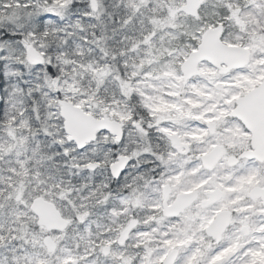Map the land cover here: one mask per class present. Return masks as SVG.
<instances>
[{"label":"snow or ice","instance_id":"snow-or-ice-1","mask_svg":"<svg viewBox=\"0 0 264 264\" xmlns=\"http://www.w3.org/2000/svg\"><path fill=\"white\" fill-rule=\"evenodd\" d=\"M181 2L187 5L188 0H177L172 6L178 9L177 17L184 14V9L180 8ZM84 3L86 10L82 15L93 18L90 13L98 14V0H85ZM34 6L27 3L24 5L26 9ZM137 7L136 4L132 5L133 10ZM69 8H77L75 0H46L39 18L63 19ZM224 9L227 15H232L230 6L225 5ZM261 17H264V0H251L247 10V24L252 19L259 23ZM246 35L251 51L242 70L255 75L260 68L253 63L254 53L264 50V28ZM15 38L16 34L13 33L7 41L0 42V83L11 79L10 73H19V69L26 66L24 60L30 61L33 68L44 64L41 60L44 56L43 43L37 32H27V38L22 37L14 45L21 49L24 60L14 50L3 46L13 44ZM44 39H47V34ZM48 67L51 68L50 63ZM93 71L103 72V69L94 68ZM29 75L33 79L26 80L24 87L30 96H35L33 89L40 88L39 73L33 75L30 71ZM52 75L54 77L55 73ZM231 75V72L222 74L216 79L225 80ZM46 87H58L56 79L53 78ZM20 90L23 91V88ZM210 91L208 97H197L203 102L191 111L154 115L156 126L168 141L169 150L160 155L161 171L159 178L151 182L153 187L145 190L128 186L118 193L113 192L122 206L149 205L145 208L148 213L147 223L133 229L138 234L132 237L136 241L133 247L127 241L131 225L129 228L120 227L114 232L97 230L87 236V243H83V233L79 238L66 235L61 238L59 230L49 232L39 227V231L24 232L22 238L27 239V244L15 256L13 264H261L256 257H264V219L260 218L264 216V167L247 168L235 159L237 148L243 145L235 136L239 131L237 124L244 127L240 122L243 120L249 127H253L246 117V98L241 100L237 108L235 104L226 102L235 89L225 90L214 85ZM52 102L50 99L49 103ZM258 102L264 105V94ZM31 103L33 107L30 111L36 113L38 105L34 101ZM59 103L63 104V101ZM145 103L153 111L154 100L148 99ZM67 107L65 105L63 108V123L69 135L66 125ZM75 107L79 109L80 105ZM18 114L21 117L19 120L16 115L8 117L6 107L0 105V125L7 122L13 128L30 130L31 121L23 119L22 108L18 109ZM125 118L120 114L121 120ZM189 121L198 127L192 128ZM107 126L112 127L111 124ZM118 127L112 130L117 131ZM41 135L44 138L50 136L46 125L45 131L35 136V139L38 140ZM6 139L8 142L4 150L11 148L9 155L23 147V135L17 138L13 133ZM72 139L85 143L79 136H73ZM31 142L35 146V140ZM193 142L198 145L195 152ZM246 155L264 160V149L256 148ZM249 180L254 183L249 184ZM234 188H240V194L245 198L237 200L238 193L233 191ZM22 192L23 187L19 181L0 184V203L5 213L13 202L19 204L23 199ZM186 192L191 194L187 195ZM111 207V204L105 205L106 209ZM90 215L85 212L79 216L82 227H90ZM14 222L19 223L18 220ZM3 230L0 229V232ZM8 230L12 231L11 228ZM53 235L57 237L54 245L49 239ZM3 239L0 235V240ZM62 239L73 242L62 244Z\"/></svg>","mask_w":264,"mask_h":264},{"label":"clouds","instance_id":"clouds-1","mask_svg":"<svg viewBox=\"0 0 264 264\" xmlns=\"http://www.w3.org/2000/svg\"><path fill=\"white\" fill-rule=\"evenodd\" d=\"M5 2L13 3L14 0ZM45 2L36 0L31 10V21L25 29V32L38 33L43 43L45 63L39 68L31 67L33 75L39 73L40 88L33 89L36 95L27 96L24 103L28 108V120L31 121L29 134L33 137L40 135L46 125L50 136L43 137L45 148L54 163L65 161L67 165H61L54 171L56 191L53 194L62 198L60 203L66 209L65 215L72 222L68 226L71 232L72 225L80 222L79 216L88 212L83 207L84 202L92 204L100 186L115 193L128 186L145 190L153 187L151 182L159 178L161 171L160 155L169 149L167 139L156 126V117L145 103L152 92L151 85L145 87L139 79L133 83L130 69L125 67L127 59L104 39L102 31L86 40L91 30L88 17L82 15L86 3L77 6L81 11L73 21V33L76 35L67 43L63 34L66 24L64 18L40 20ZM74 10L69 8L66 14L71 16ZM89 15L94 16L96 13ZM45 34L47 39H44ZM17 50L22 55L18 46ZM254 58L255 61H264V50L255 52ZM49 63L51 68L48 67ZM257 67L261 70L259 64ZM94 68L103 69V72L93 71ZM53 78L58 87H46ZM50 99L52 103H49ZM32 101L38 105L36 113L30 111ZM59 101H63V104ZM65 105H80L82 111L90 113L93 119L101 123L92 139L81 144L68 138L63 123ZM120 114L126 118L121 120ZM108 124L112 127H108ZM191 124L196 125L192 121ZM117 125L118 130L113 131L112 128ZM191 127L196 128L198 125ZM197 146L193 142L194 152ZM255 150V146L248 141L237 148L235 159L247 168L264 167V160L246 155ZM117 164H123L119 171L114 167ZM113 206L119 208L120 205L114 201ZM146 207L149 205H125V214L121 219L129 225L138 221L145 224L148 213L141 216L139 212ZM106 211L108 218L114 220L117 214L111 209ZM133 213H137L135 218ZM31 226L33 230L39 231L35 221L31 222Z\"/></svg>","mask_w":264,"mask_h":264},{"label":"trees","instance_id":"trees-1","mask_svg":"<svg viewBox=\"0 0 264 264\" xmlns=\"http://www.w3.org/2000/svg\"><path fill=\"white\" fill-rule=\"evenodd\" d=\"M251 0H212V3L209 4L211 8V12L218 13L217 18L208 21H215L214 23L219 24L222 23L224 25V32L226 35H223V40H226L232 44H242L244 42L246 33L248 31L247 24V10ZM136 4L135 0H102V5L104 7V11L101 15L97 14L93 16V18H88L91 30L90 35L86 36V40L91 38V35H99L101 31L103 32L104 39L114 48H117L120 52V55L125 58L128 55L129 49L135 46V44L140 43L143 39L153 34V32H159V42L164 45L171 47L173 49H183L187 51H191L193 46L196 47L198 42L193 36V26L195 22L204 23L205 27L208 25L206 21L202 17L193 18L190 16L180 15L177 17V13L174 14L173 17L166 15L164 12V8H161L160 15L167 18V21L162 24L153 25L152 19H148V21H142V17L139 12L140 9L136 8L132 9V5ZM1 5V3H0ZM230 6L232 11V15L229 16L225 13L224 6ZM205 8V6H204ZM215 10V11H213ZM10 12L4 17L0 15V30L2 34L0 35V42L7 41L13 33L7 31V28L4 27L3 22H7L9 20L12 23L14 29L25 32L26 27L31 21V10L25 7H17L13 8V13L11 9ZM76 13V14H75ZM240 13V15H237ZM77 12H73L71 16L65 15L64 19H68L73 23ZM216 17V15H215ZM252 21V20H251ZM247 24V27L245 25ZM22 33V32H21ZM72 35L69 36L68 34ZM19 34V33H18ZM18 34H16L17 39ZM67 39V41H71L73 37H75V33H73V28L70 31L64 30L63 33ZM78 39V37H76ZM3 46L7 47V44ZM23 56H21V60H23ZM161 62L165 60V57H160ZM45 63V62H44ZM137 65L140 71L147 70L151 66V62L149 61H138L134 62ZM13 79H18L22 81L23 78L20 76L13 77ZM11 79H6L4 82L0 83V105L6 107V115L10 117L12 114H16L17 119L20 118L17 112V104L14 105V102L21 103L24 108V119L28 120V108L25 105L24 101L28 94L27 90H24L23 95L21 93H13V81ZM18 95V96H17ZM29 129H20L13 128L12 125L7 124L5 122L3 125H0V142L7 144L6 137L15 134V137L19 138L21 135L24 137L23 147L18 152H11V148L5 150V152H1L0 156V184H12L19 181L23 187V200H20L19 204L13 202V204L8 209V212L5 213L3 209V204L0 203V229L2 219L10 218L13 210L22 205L25 209L26 219L22 222L14 224L12 227L14 231L23 235L26 228L32 229L31 222L35 221L33 214L29 211L28 208V199L37 195H43L48 197L47 193L56 191L55 183L53 180V174L55 169L59 168L61 165L67 166L65 161H59L58 163H54L51 154L48 149L45 148L43 144V136L37 140L35 137L29 134ZM32 140H35V146L32 144ZM72 163H75L73 161ZM40 174V178L38 180L33 179L32 176L34 173ZM22 178V179H21ZM87 183V182H85ZM113 192H109L100 186V189L95 192V200H92V204H88V209L90 218L97 219L96 223L93 227L87 228L85 226L82 227V224H78L79 228L74 229L73 232L76 235V238L83 233L85 236V240L83 243H87V236L90 233H95L97 230H101L98 226L101 223H106L108 220L107 211L105 208L106 204H111L113 206L112 200ZM57 197V204L65 210L63 205L60 203L61 197ZM107 198V199H106ZM89 199H92L89 197ZM116 202V201H115ZM117 203V202H116ZM27 205V207H26ZM111 207V208H112ZM31 218V219H29ZM27 220L28 222H25ZM24 222L26 225H24ZM5 235V239L8 237L6 232H0ZM23 237V236H22ZM5 242H0V257L6 258L8 261L13 264V260L17 254L23 251V248L26 246L27 242L24 241L22 243V250H17L15 253L11 254V249L13 247L3 246ZM83 254V253H82Z\"/></svg>","mask_w":264,"mask_h":264},{"label":"rangeland","instance_id":"rangeland-1","mask_svg":"<svg viewBox=\"0 0 264 264\" xmlns=\"http://www.w3.org/2000/svg\"><path fill=\"white\" fill-rule=\"evenodd\" d=\"M138 9L141 10L139 12L140 16L142 17V21H148V19H152L153 25L159 24L162 25L167 21V18L160 15L162 12L166 15L167 13L169 16L173 17L175 13H177V9H174L172 6L177 3V0H135ZM85 2V0H75V3L77 6L82 5ZM0 15H3L4 17L10 12L11 9L12 13L13 8L17 7H24V5L27 4H35L36 0H14L13 3H6L5 0H0ZM98 3L100 5V8L98 10V14L101 15L104 11V7L102 5V0H98ZM212 3V0H202V6L200 10V17L203 15V19L208 24L206 27H211L217 25L214 23L215 21H208L213 20L214 18H217L218 13L211 12V8L209 7V4ZM183 3H180V6H182ZM205 6V8H204ZM161 8H164V11ZM29 10H32V8H28ZM77 12V15L80 13L81 9L79 7L75 8L74 10ZM215 11V10H213ZM76 14V13H75ZM76 15V17H77ZM97 15V14H96ZM216 15V17H215ZM95 16V15H94ZM75 17V19H76ZM65 18V17H64ZM94 19V18H93ZM66 20L65 29L67 31H70L73 28V23L70 22L68 19ZM74 21V20H73ZM4 27L7 28V31L10 33L18 34L19 37H17L16 40L13 41V44H7V47L14 50L15 53L20 56V52L17 50V48L14 47L15 43L23 38H27V34L23 33V31H19L17 29H14L12 25L9 23L3 22ZM206 25V24H205ZM204 23L195 22L194 23V30H193V36L197 40V42L200 41L201 34L204 28H206ZM1 27V26H0ZM258 28H264V17L260 18L259 23L255 19H252L251 23L248 24V32H255ZM22 32V33H21ZM2 34L0 30V35ZM160 33L153 32V34H150L149 37L143 39L140 43L135 44L134 47L129 49L128 55L125 56L127 59V64L125 67H128L130 69V75L134 77L133 83H135L136 79H139L141 84H143L145 87H148L151 85L152 92L148 95V99L154 100V108H153V115L155 114H168L175 111H191L192 109H195L199 107L202 104V100L198 99L197 97H208L211 95V88L215 85L218 88H223L225 90H231L235 89L232 96L228 97V100L226 102L233 103L236 105V100L239 96L245 94L250 89L254 88L256 85H258L263 79H264V61H253L255 65L259 64L261 67V70L256 72L255 75H249L247 71H244L242 69L238 71H230L232 73L231 76H229L225 80H218L216 77L222 75L217 68L212 66L208 62H203L200 64V75L197 77H194L191 80H188L186 83H184L183 74L180 70V64L183 62V60L187 57L188 53L190 51H187L185 49H173L171 47H168L164 45L163 43L159 42ZM226 41V40H225ZM247 35L245 36L244 42L241 44L243 46H246L250 49L249 45L247 44ZM227 42V41H226ZM229 43V42H227ZM193 49L195 47L193 46ZM192 49V50H193ZM251 51V49H250ZM160 57H165V60L161 62ZM24 60V58H23ZM138 61H149L151 62V66L144 71H140L137 65L134 64V62ZM25 67H21L19 69V73H22L23 75H20L19 73H10L9 75L16 77L20 76V78H23L22 81L18 79H13V93H23L24 90H27V88L24 87L26 80L33 79L32 76L29 75L30 69L32 67V64H30L27 60H24ZM229 72V73H230ZM23 88V91L20 89ZM18 96V95H17ZM1 97V94H0ZM233 97L235 99H233ZM17 104V109L23 108V105L18 102H14V105ZM25 114V112H24ZM19 115V114H18ZM21 119V117L19 118ZM18 119V120H19ZM24 119V116H23ZM190 125L195 127L196 125H192L191 121H189ZM237 128L239 129L238 132L235 133L236 139L242 144H246L248 141H250V132L245 131V127H240V124H237ZM5 145L4 143L0 142V156L1 152H5ZM40 174L34 173L32 178L38 180L40 178ZM249 184L254 183V181L249 180ZM234 192L238 193L237 200L244 199L245 197L240 194L241 189L240 188H234ZM48 197L54 201H57V197L52 192L47 193ZM28 202H30L31 198H27ZM23 200V199H22ZM112 200L119 203V208L112 207L111 211L116 213L115 219H109L108 218V212L106 219L108 220L106 223H101L98 226L101 228V232H114L116 229L120 227H125L128 222L123 221L121 218L124 216V206H122L117 198V196L112 194ZM83 207H88V203L84 202ZM63 214L65 215L66 209L63 210ZM25 209L22 207V205L17 206L12 214L10 215V218L8 219H2L1 222V229H4L2 232L7 233V238L5 239V235L0 233L4 237L3 240H0V242H5L3 246L13 247L11 249V254L15 253L17 250H22V243L24 241L27 242L26 238L23 235L17 234L14 229L13 225L16 224L14 221H24L26 219V213ZM89 212V211H88ZM146 210L139 212V215L143 216L145 215ZM137 213H133V218H135ZM66 216V215H65ZM261 219H264V216L260 217ZM95 218L91 219L89 221L90 227H93L96 223ZM25 222H28L25 220ZM24 222V225L26 223ZM78 224H81L79 222ZM78 224L72 225L73 230L76 228H79ZM138 225H143L138 221L137 225L133 228L135 229ZM87 228H90L89 226H85ZM11 228L12 231H9L8 229ZM33 229L26 228L25 231L31 232ZM73 230L69 232L68 230L62 233H59V237H64L65 235L69 238L76 237ZM24 231V232H25ZM133 235H138L131 231L128 239V244L130 247H133L136 243V241L132 238ZM51 238L55 241L56 236L53 235ZM67 242H73L71 240L65 241L61 240V243H67ZM257 260L261 262V264H264V257H256ZM8 260L4 257H0V264H12L11 261L7 262Z\"/></svg>","mask_w":264,"mask_h":264},{"label":"water","instance_id":"water-1","mask_svg":"<svg viewBox=\"0 0 264 264\" xmlns=\"http://www.w3.org/2000/svg\"><path fill=\"white\" fill-rule=\"evenodd\" d=\"M200 7L201 0H188L187 5L183 4L180 8L184 9V14L197 17L199 15L197 9L200 10ZM222 34V24L209 27L203 32L197 48L189 53L180 66L184 82L200 74L199 66L204 61L219 69L222 74L246 66L250 50L244 46L225 43L222 40ZM41 60L44 62V56L41 57ZM262 94H264V79L259 85L236 100V107L239 108L241 100L246 98V117L248 121L252 122L253 127H249L248 123L243 120L241 122L252 133L251 143L258 149H264V105L258 102ZM65 111L68 117L66 125L69 130V139L79 136L86 142L88 139H92L97 128L101 126V123L93 119L90 113L82 111L80 108L68 105ZM237 119L240 118L237 117ZM114 167L119 171L123 164H117ZM186 194L190 195L191 193L186 192ZM30 209L37 217L38 225L49 232L52 230L63 232L70 224V220L61 213L55 203L42 196L35 197L31 201ZM133 225L130 228L126 227L129 228V232ZM49 239L54 245L55 242L52 238L49 237Z\"/></svg>","mask_w":264,"mask_h":264},{"label":"bare ground","instance_id":"bare-ground-1","mask_svg":"<svg viewBox=\"0 0 264 264\" xmlns=\"http://www.w3.org/2000/svg\"><path fill=\"white\" fill-rule=\"evenodd\" d=\"M185 16H189V15H187V14H184ZM224 42L225 43H227L225 40H224ZM228 44H231V45H240V46H243V45H241V44H232V43H228ZM244 47H246V46H244ZM249 49V48H248ZM250 50V49H249ZM44 59H45V56H44Z\"/></svg>","mask_w":264,"mask_h":264},{"label":"flooded vegetation","instance_id":"flooded-vegetation-1","mask_svg":"<svg viewBox=\"0 0 264 264\" xmlns=\"http://www.w3.org/2000/svg\"><path fill=\"white\" fill-rule=\"evenodd\" d=\"M136 225H134L133 227H132V229H131V231L133 230V228L135 227ZM131 231H130V233H131ZM130 235V234H129Z\"/></svg>","mask_w":264,"mask_h":264}]
</instances>
